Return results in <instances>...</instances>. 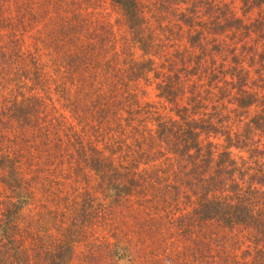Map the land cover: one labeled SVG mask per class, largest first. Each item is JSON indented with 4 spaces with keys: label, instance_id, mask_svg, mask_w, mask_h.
<instances>
[{
    "label": "trees",
    "instance_id": "1",
    "mask_svg": "<svg viewBox=\"0 0 264 264\" xmlns=\"http://www.w3.org/2000/svg\"><path fill=\"white\" fill-rule=\"evenodd\" d=\"M111 2L122 11L141 59L108 61L112 33L77 9L82 1L0 0V182L10 193L0 209V264H70L78 243L88 248L81 264H264V97L245 86L241 66L221 71L230 75L228 90L220 70L207 72L197 56H169L145 17L182 3L184 11L170 14L181 24L203 10L214 32L246 34L264 25V0H242L258 11L250 24L223 1ZM163 17L151 18L168 32ZM30 31L41 36L29 49ZM41 48L47 59L39 56ZM149 74L172 116L137 99L133 87ZM214 76L219 81L209 79ZM231 93L234 112L260 105L244 134H233L229 118L210 110L211 97ZM4 125L11 130L4 133ZM219 138L221 151L213 141ZM249 147L254 156L233 157L232 149ZM65 162L79 175L93 174L102 196L85 194L66 207L70 217L62 211L66 191L55 192L57 172L51 170ZM23 164L38 175L49 171L43 173L48 186L25 177ZM140 165L150 168L139 171ZM36 188L52 194L56 209L42 206L26 216ZM183 200L191 210L179 214ZM124 215L128 222L120 231L114 221ZM95 230H107L111 241L98 240Z\"/></svg>",
    "mask_w": 264,
    "mask_h": 264
},
{
    "label": "rangeland",
    "instance_id": "2",
    "mask_svg": "<svg viewBox=\"0 0 264 264\" xmlns=\"http://www.w3.org/2000/svg\"><path fill=\"white\" fill-rule=\"evenodd\" d=\"M79 1H82L83 4V8H77L81 13L89 14V18H91L92 20H96L98 24L102 26H107L112 33L111 36H113V41L111 47H113L110 51L112 55L110 58L108 57V61H114L116 56H119L120 59L123 60V63L131 60L132 58H142V52L139 49V45L135 44L133 41L132 35L130 33V30L128 29L127 22L123 16L122 11L116 5H114L111 0H87L86 2L85 0ZM215 1H223V3L228 4L231 12H233L232 14H235V17L241 19L245 24H250L251 22L258 19V11L253 8H251L250 10L247 9L245 6H243L242 0ZM165 7L167 9L166 11L165 9L154 10L149 14H145V17L150 28L153 29V31L155 30L154 32L156 36L160 38V40H163V44L166 45L165 51L169 54V56L172 54H176L177 51H188L192 55L197 56L207 66V72H209L211 69L216 70L215 72L220 70L218 75L222 77V80H225L227 82V84L229 85L226 86L228 90H230L232 87L230 83V75H226V77L222 76L224 75V73H222L221 71L223 70L224 72H228L226 70L232 68L233 66H241L248 74V78L246 79L247 83L245 86L249 89V91L264 97V25L257 26L254 24L255 27H251L250 31H248V33L246 34H240L239 32L234 30H225L222 31L223 33H221V31L214 32L213 26L212 24H210V21L212 19L207 17V15H203V10L198 11L197 15H199V17H197L196 15L192 16L193 13H190L188 17L192 16L193 19L189 22L188 25H186L181 24L175 19V17L170 15L171 11L173 10H175L177 14L181 11V9H183L184 11L187 8L186 5L179 3L177 7L173 6L174 9H172L170 5L166 4ZM151 14H153L152 16L155 18L156 16H164L163 20L160 19V25L162 26V29H167L168 32L162 31L158 28L159 24L157 23L159 22V20L157 21L155 18H151ZM39 29H43V27L40 26ZM169 29H171L172 31L170 32ZM196 35L199 39L197 40V42H195V44H193L191 43V39ZM25 36V47L30 49L33 44H35L34 38L40 37L41 33L39 31H30ZM27 48L25 50H27ZM115 53H117V55H115ZM39 56H42L43 59H47L43 48L40 49ZM155 63L157 65H160L161 61L157 59ZM218 78L214 76L212 78L210 77L209 79H212V82H216V79L219 81ZM156 82L157 81L153 79V74H149L144 80H140L139 82H137L133 87L134 92H137V99H139L143 104L150 103L155 105L158 108L159 113L162 115L172 116L173 113H170L169 111L170 106L164 104V101L157 98ZM223 85L224 84L222 83L219 84V86ZM51 92L52 100L58 103L55 93L52 90ZM232 97V93L225 98L220 97V94L211 97L209 104L210 110H213L212 112H214V110L217 109L219 115H217L216 117L218 118H222L223 116H227L229 118L226 121V124L230 127V131L233 134H244L246 133L245 128L247 124L250 125L251 119L257 114V112H259L260 105L251 107L246 111V113L242 110L238 111L239 113L234 112L233 110L235 109V106L233 99H231ZM167 106L168 108L165 109V107ZM57 107H59V105H57ZM6 128H9V126H2L4 133H7V130H11ZM31 134L32 133H30V135ZM247 134L248 135L245 134L246 138L249 136V133ZM258 134L259 132L250 134V137H253L254 135L252 141H255L259 138L257 136ZM223 140L224 138H219L217 141L213 140L214 142L220 144L219 151H221L223 146L225 145V142H223ZM232 155L236 160L239 161V158L242 157L246 159L253 154L251 152V147H249L247 151L242 152H239V150L236 149H232ZM249 161L252 163V159H249ZM66 164L67 163L65 162L63 167L51 168V170H55L57 172V176L54 180L55 182H57L54 186V188H56L55 192L60 191V189L66 191L65 194L67 195L63 196L66 198V202L64 205H62L64 206L62 211L70 217L72 216V211H70V209L66 207H73L74 203L83 200L85 197H87V194H90L92 195V197L94 196V198L98 199L102 198V196L94 190L95 188H97V181L93 174L86 172L85 175H79L78 172H73V168H70ZM23 166L24 167L22 168V174L25 177H34L32 181L38 182L41 188L48 186L47 184L50 181L43 173L49 171L42 170V174L40 173L38 175L33 173L32 170L27 169L25 164H23ZM146 168L149 169L150 165H140L139 171ZM61 171L63 173H61ZM50 177L52 178V176ZM38 190L39 188H36L34 190L35 198L25 208L24 212L26 216L27 214L41 212L43 210L42 206H45L48 209L52 208L53 211L56 209L55 203L52 200V194H38L36 193L38 192ZM9 195L10 193L4 190V184L0 182V209L3 206L1 205V203L6 201ZM190 210L191 207L186 204L185 200H183V204H181L180 210L183 213H178L185 214V212H189ZM120 221L121 222H119V219H116L114 223L120 228V231L121 229L125 230L123 228V225L128 222V219L124 215L121 216ZM40 225H44L46 228H49L46 223L42 224L41 222ZM63 226L67 228L66 225ZM34 228L36 231V227ZM35 231L32 232L34 234H37ZM101 231L102 230L96 231L98 240H105V242L107 240V243L110 242L111 239L108 238V231ZM50 232H52V230H50ZM85 245V243L77 244L76 250L73 252L70 264L82 263V258H84V255L88 250ZM244 249L245 248H242L241 250ZM238 255H241V251L238 252ZM119 263L122 264L123 262Z\"/></svg>",
    "mask_w": 264,
    "mask_h": 264
}]
</instances>
